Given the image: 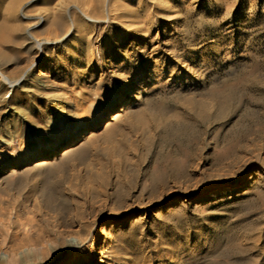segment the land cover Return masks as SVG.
<instances>
[{"label": "rangeland", "instance_id": "374dc122", "mask_svg": "<svg viewBox=\"0 0 264 264\" xmlns=\"http://www.w3.org/2000/svg\"><path fill=\"white\" fill-rule=\"evenodd\" d=\"M114 1L0 0V264H264V0Z\"/></svg>", "mask_w": 264, "mask_h": 264}, {"label": "bare ground", "instance_id": "6f19581e", "mask_svg": "<svg viewBox=\"0 0 264 264\" xmlns=\"http://www.w3.org/2000/svg\"><path fill=\"white\" fill-rule=\"evenodd\" d=\"M116 1V0H115ZM114 1V2H115ZM120 1V0H119ZM122 1V0H121ZM105 2L107 3V6L111 4L112 0H105ZM113 2V3H114ZM123 2V1H122ZM99 4V3H98ZM95 8V7H94ZM108 8V7H107ZM73 9H74V17L78 18L79 16L80 17H83L85 20L87 21H97V19H93L92 17L89 16V13L86 14V12L84 11V9H82L81 7L79 6H76L74 5L73 6ZM96 9V8H95ZM94 9V10H95ZM106 10V9H105ZM71 11V10H70ZM69 11V13H70ZM97 11V10H95ZM106 15H108V9L106 10ZM72 13V12H71ZM94 13V12H93ZM92 13V14H93ZM78 15V16H77ZM113 15V13H112ZM43 17V16H42ZM115 18V17H114ZM44 19V18H43ZM42 19V20H43ZM105 19H108V18H104ZM72 23L74 25V21L72 20ZM42 47V44L38 43V48L41 49ZM40 51V50H39ZM1 77L2 78H5L4 75H2L0 73ZM8 81V79H7ZM99 126L98 125H94L93 126V130L97 129ZM73 143H71V145L63 152V154L60 156V160L63 159L64 156H66L67 154H69L70 152L74 151L75 148H74V141H72ZM40 144V143H39ZM39 146V145H38ZM9 147V146H8ZM49 147V146H48ZM81 149V148H80ZM57 148L56 147H51L50 148V156L48 154L45 155V157L43 159H41L40 161L34 163L32 165V167L34 169H41L42 167H44L45 165H48L50 162H49V159L52 158L53 160H55V156L57 154ZM25 163V162H24ZM22 165V162H17L15 167H13L11 169V171L7 174V176H13V174H16L19 170V167ZM45 187V186H44ZM42 186V189L44 188ZM41 189V188H40ZM43 192V191H42ZM41 192V193H42ZM45 194V192L43 193ZM47 195V194H45ZM49 196V194H48ZM47 196V197H48ZM50 197H51V194H50ZM46 198V197H45ZM49 198V197H48ZM56 200V199H55ZM69 224V222H68ZM34 231V230H33ZM58 232V231H57ZM57 232L55 231V234H57ZM59 233V232H58ZM54 234V233H53ZM54 234V235H55ZM61 234V233H60ZM64 234V233H63ZM62 234V235H63ZM71 234V233H70ZM31 235V234H29ZM75 235V234H74ZM72 236V237H68L66 236V239L63 240L59 235L58 236H53V238L51 237L50 239L48 237H37L35 238V241L33 243V245L30 247V248H27L25 250H31L33 251L34 253H37V254H40L41 256L38 258L40 259V261H51L53 260L59 253H61L63 250H70L72 253L65 256L60 262L59 264H81V259L80 257H77L75 254V250L80 246V240L77 236ZM78 235V234H77ZM80 235V234H79ZM63 237V236H62ZM62 239V240H61ZM28 241V240H27ZM33 242V241H32ZM16 250V249H15ZM26 253V252H25ZM36 260V259H35Z\"/></svg>", "mask_w": 264, "mask_h": 264}]
</instances>
